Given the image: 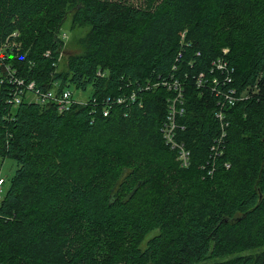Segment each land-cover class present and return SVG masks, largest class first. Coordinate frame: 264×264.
I'll return each mask as SVG.
<instances>
[{
    "label": "trees",
    "instance_id": "1",
    "mask_svg": "<svg viewBox=\"0 0 264 264\" xmlns=\"http://www.w3.org/2000/svg\"><path fill=\"white\" fill-rule=\"evenodd\" d=\"M68 17L89 32L60 70ZM14 32L22 46L7 64L27 81L91 88L100 102L136 92L142 107L118 105L107 118L91 106L12 107L11 85L0 84V159L18 167L0 202V264H264V0H0V44ZM224 49L234 86L258 92L230 110L210 178L217 99L194 76ZM181 50L186 169L160 132L171 93L138 92Z\"/></svg>",
    "mask_w": 264,
    "mask_h": 264
},
{
    "label": "built area",
    "instance_id": "2",
    "mask_svg": "<svg viewBox=\"0 0 264 264\" xmlns=\"http://www.w3.org/2000/svg\"><path fill=\"white\" fill-rule=\"evenodd\" d=\"M18 36L19 33L14 32L0 44V84L7 82L11 85L12 92L7 100L9 106L17 107L23 102L38 104L42 107L54 105L60 114L72 110L75 106H91L93 114L99 113L105 118L109 117L113 108L118 105L129 107L138 102L142 107V99L136 92L129 95L109 96L100 102L98 98H91L90 100L77 99L70 89H60L59 82H54L52 88L43 89L38 87L35 81H27L18 75V70L15 67L7 64L9 60L18 56L17 54L21 49L19 44L15 43ZM59 38L64 43L69 40V36L64 32L59 35ZM185 38L186 32L182 35V46L187 45ZM62 54L61 52L59 55V63ZM227 54L228 50L224 49V56H220L211 62L208 73L201 72L194 76L197 88L210 91L217 99L218 109L215 112V119L218 121L219 132L210 146L208 164L203 166L206 177L210 178L216 173V161L225 154L231 125L230 110L240 102L250 101L258 92V90H251V88L239 90L234 86L235 69L225 57ZM197 56L200 57L201 53L198 52ZM46 57L50 58L51 52H47ZM183 57L184 52L181 50L167 76H161L156 81L148 82L145 86H139L138 92H149L163 87L171 93L167 100L166 118L162 123L160 132L166 146L176 154L180 167L186 169L190 166L192 158L191 151L183 140V136L187 132V126L182 123V119L186 115V81L189 79V75L187 73L177 75L179 63L183 60ZM1 67L5 75L1 74ZM97 75L104 77L105 73L98 71ZM29 96H34L36 99H28ZM225 167L230 168V165L226 163ZM5 184L6 180L0 177V200L3 199L5 194Z\"/></svg>",
    "mask_w": 264,
    "mask_h": 264
},
{
    "label": "rangeland",
    "instance_id": "3",
    "mask_svg": "<svg viewBox=\"0 0 264 264\" xmlns=\"http://www.w3.org/2000/svg\"><path fill=\"white\" fill-rule=\"evenodd\" d=\"M64 32L69 36V40L65 43V48L62 50V57L60 60V70H65L67 66V58L70 55H79L83 52V48L79 45L78 41L89 32V28L86 26H72L71 25V17H68L65 21L61 33ZM60 33V34H61ZM15 43L19 44L21 48V43L15 40ZM20 51V50H19ZM71 91L74 92L75 98L88 100L92 95V90L89 88L86 91H76L74 87L70 88ZM28 99H36L34 96H29ZM17 163L12 158L0 159V177H3L6 180V185L4 186V191H6L11 184V179L16 173ZM1 202V200H0ZM159 233L158 230L151 232L145 239L142 244V248L144 249L146 246V242L156 236Z\"/></svg>",
    "mask_w": 264,
    "mask_h": 264
},
{
    "label": "crops",
    "instance_id": "4",
    "mask_svg": "<svg viewBox=\"0 0 264 264\" xmlns=\"http://www.w3.org/2000/svg\"><path fill=\"white\" fill-rule=\"evenodd\" d=\"M6 185V184H5Z\"/></svg>",
    "mask_w": 264,
    "mask_h": 264
}]
</instances>
